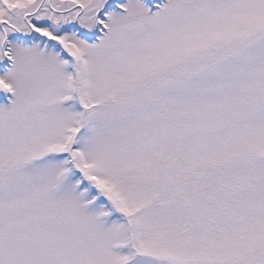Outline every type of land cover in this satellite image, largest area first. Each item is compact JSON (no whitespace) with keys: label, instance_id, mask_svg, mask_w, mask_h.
I'll list each match as a JSON object with an SVG mask.
<instances>
[{"label":"snow or ice","instance_id":"6c2138e0","mask_svg":"<svg viewBox=\"0 0 264 264\" xmlns=\"http://www.w3.org/2000/svg\"><path fill=\"white\" fill-rule=\"evenodd\" d=\"M0 264H264V0H0Z\"/></svg>","mask_w":264,"mask_h":264}]
</instances>
